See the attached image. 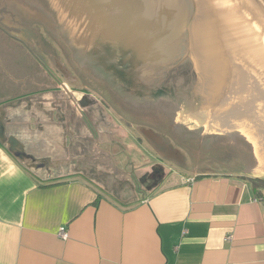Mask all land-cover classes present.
Wrapping results in <instances>:
<instances>
[{
    "label": "crops",
    "instance_id": "0c3cea01",
    "mask_svg": "<svg viewBox=\"0 0 264 264\" xmlns=\"http://www.w3.org/2000/svg\"><path fill=\"white\" fill-rule=\"evenodd\" d=\"M3 43L0 119L35 162L0 142V264H264V200L251 182L261 173L166 169L160 185L135 194L122 172L154 165L149 145L125 136L130 158L118 157L82 123L74 97L0 29Z\"/></svg>",
    "mask_w": 264,
    "mask_h": 264
},
{
    "label": "rangeland",
    "instance_id": "374dc122",
    "mask_svg": "<svg viewBox=\"0 0 264 264\" xmlns=\"http://www.w3.org/2000/svg\"><path fill=\"white\" fill-rule=\"evenodd\" d=\"M133 12L137 13L129 0H102L100 4L97 0H0V25L5 28V36L26 39L31 48L25 49L26 53L50 75L59 77L63 68L71 78L78 79L74 88L85 85L90 92L102 94L104 88L106 98L111 96L107 107L116 109L112 120L120 125L122 137L144 146L152 137L157 145L154 143L155 149L149 147L167 158L164 167L170 172L193 174L206 165V170L248 169L264 177V70L260 64L251 59L249 64L248 56L243 59L236 52L230 54L229 66L239 63L236 68L239 71L241 66L245 72L241 84L231 67L232 78L215 70L213 58L206 69L210 75L205 83L199 75L197 83H189L184 75L177 77L179 72L170 78L155 77L157 66L153 65L158 60L146 59L152 51L137 44ZM142 36L147 38L146 33ZM212 42L214 46L213 36ZM10 45L19 44L10 39ZM141 50L147 53L145 57H141ZM19 55L10 48L11 62L19 61ZM87 65L107 78L113 77L114 82L100 80L93 70H81ZM81 73L86 76L82 78ZM42 77H46L45 72ZM98 81L100 89L95 88ZM42 87L46 88L45 83ZM166 98L172 102L165 104L162 99ZM191 114L209 116L197 121ZM177 121L184 124L179 126ZM188 126L203 129L199 134ZM164 143L168 146L163 151Z\"/></svg>",
    "mask_w": 264,
    "mask_h": 264
},
{
    "label": "water",
    "instance_id": "95a60500",
    "mask_svg": "<svg viewBox=\"0 0 264 264\" xmlns=\"http://www.w3.org/2000/svg\"><path fill=\"white\" fill-rule=\"evenodd\" d=\"M138 13L143 32L149 38V47L154 55L148 60L157 59L155 77H171L183 72L189 83H197L196 75L205 83L209 77L206 71L212 65L213 42L209 13L205 0H129ZM259 20L264 25V0H247ZM142 51V50H141ZM32 52V51H31ZM141 57L146 54L142 51ZM151 54V53H150ZM168 78V79H169ZM0 142L20 161L35 162L13 136H6L0 119ZM163 166L154 164L152 171L158 170L162 176L147 187L157 186L164 178ZM156 174V173H154ZM145 178V175L144 177Z\"/></svg>",
    "mask_w": 264,
    "mask_h": 264
},
{
    "label": "bare ground",
    "instance_id": "6f19581e",
    "mask_svg": "<svg viewBox=\"0 0 264 264\" xmlns=\"http://www.w3.org/2000/svg\"><path fill=\"white\" fill-rule=\"evenodd\" d=\"M97 1L99 4L100 2H102V0H97ZM205 1L207 4L210 27L214 41L213 59L216 62V65H212V67H215V70H218V72H220L221 74L223 73L225 76L231 75L230 77L232 78L233 75H232V71L230 72L231 66H229L230 64L229 59H230V54L236 52L235 54L242 56L241 58L243 59L245 58V56L246 57L248 56L246 59L249 64L252 63V61L250 63V59H251L253 60V62L256 63V65L260 64L261 70H264V27L262 22L258 20L256 14L253 13V10H251V8L249 7V3L247 2V0H205ZM132 15L134 16V21H136V23L134 22V25L133 24L132 25L134 26L133 27L134 31L138 35L139 43L137 44H139V46L140 44L143 45V47L146 49L149 47V38L148 37L145 38V36H142V33L144 32L141 29V26L139 25V24L142 25L143 21L140 18H138V13L133 12ZM101 28H103L102 25ZM101 28L99 29V32L102 31ZM139 36H142L143 38H140ZM145 41H148V46L145 45ZM148 49L150 50V48ZM152 55H154V53H152ZM239 60L241 59L239 58ZM240 62L243 64V61ZM237 64L236 66L234 65L235 67L232 65L231 70H234L235 76L237 74L238 77L237 76L236 77L238 80H240L239 83L241 84L245 81L244 80L245 72L241 66L238 67L241 68V70L238 71V69L236 68L238 66ZM233 67L234 69H232ZM215 70L212 68V71ZM261 72L263 74V71ZM261 72L259 73L260 75H262ZM224 75H222V78L225 80L226 77ZM229 82L231 83L232 81L230 80ZM245 89L247 90L248 86H246ZM260 94H262V92Z\"/></svg>",
    "mask_w": 264,
    "mask_h": 264
},
{
    "label": "flooded vegetation",
    "instance_id": "af4514ba",
    "mask_svg": "<svg viewBox=\"0 0 264 264\" xmlns=\"http://www.w3.org/2000/svg\"><path fill=\"white\" fill-rule=\"evenodd\" d=\"M0 29L2 30L3 33L5 32V28L2 27L1 25H0ZM37 34H38V32H37ZM14 35H16V34H14ZM8 36L10 39L19 43L21 45V47H23L24 49H31L30 46L27 45L28 43L25 41L26 39L25 40H22V39L19 40L18 38L13 37L11 35H8ZM56 63H58V62L55 61V65H56ZM41 67H42V69H44L46 71V73L49 76H51L55 81H57L58 85L64 89V92H68L72 97H74V99L77 101V104L79 106H81V112H82V118H83L82 123L85 126L92 127L95 130H96V128L99 129L98 132H100V134L102 136H104V142H105L104 144L108 147L117 148L116 154L118 157H120L122 159L123 158L129 159L130 154L128 153V151L125 152L121 149L122 148V146H121L122 142L121 141H123V137H122L120 130L118 129V126H120V125H117L112 120V117L114 115L113 112L116 109H115V107L114 108L110 107V106L107 107V103H108L107 101H109L111 96H109V99L106 98L107 93L105 92V89L103 88V90H101V92H103V94H102L99 92L96 93L92 90L90 92V90H88V88L85 85L84 86L81 85L78 88H74L73 84L78 79L71 78L69 74H67L65 71H63V68H61V71H62V74L64 75V77L62 76V74L59 75V77H58L57 75H54V76L50 75L43 66H41ZM86 69H88V71L93 70L95 76H96V74L98 76L100 75L99 79L102 81L108 82L110 84H111V81H113V77L108 76V78H107L105 75L100 74L97 71V69H95V67H93V66L88 67V65H87V67L83 66L81 68V70H86ZM71 75L74 76L75 74L74 75L71 74ZM81 75H82V78H83V76H86V75H84V73H81ZM181 75L183 76V72L178 74L177 77H181ZM181 78H183V77H181ZM82 81L83 80H81V82ZM99 82L100 81H98L95 85V88H97V89H100L99 85L101 82L100 83ZM60 90L61 89L58 88L57 91H60ZM119 95H121V94H119ZM160 97H163V96H160ZM162 100L165 104L172 102L171 100H169L167 98L162 99ZM171 108L174 109L173 106ZM199 110H200V108H199ZM170 112L173 113V110H170ZM189 112H191V111H189ZM185 113H187V112L185 111ZM110 115H112V116H110ZM206 116H209V115L206 114L203 117V115L198 116L195 114H191V118H196L197 121H200L202 118H206ZM177 123L179 126L184 124V123H181L178 121H177ZM76 124L79 125L81 123H76ZM189 124L191 125V123H189ZM188 128L191 132L197 131V132H199V134H200L201 130L203 129V128L201 129V127H200V130L198 131L194 127L190 128V126H188ZM184 131H186L185 128H184ZM186 133H187V131H186ZM134 141H138V140H134ZM145 143H147L148 145L152 146L155 149L156 142L152 139V137H150V138L148 137V140H146ZM165 145L166 146L163 145V147H162L163 151L165 150V147L168 146L167 144H165ZM152 154H153V157L155 159V162H154L155 164H160L163 167H164V165H166V159L167 158L165 156H159V154L157 152H154L153 149H152ZM158 170H156L154 172L151 170V167L144 172L140 171V169H134V170L128 169V170H125V172H122L121 179L124 181V183H127L128 185H130L131 188H133L135 190V192H136L135 194L139 195V194L144 192L145 187H149V186L154 185L158 181V179L162 176L161 174H159L160 172H158ZM200 170H201V168H200ZM154 173H156V174H154ZM163 173L165 174L163 176L164 178H162L163 180L158 185H160L165 180V178L168 176V174L170 172L166 171V168L164 167L162 174ZM144 175H145V178H143ZM128 178H129V180H127ZM157 186H155V187H157Z\"/></svg>",
    "mask_w": 264,
    "mask_h": 264
},
{
    "label": "built area",
    "instance_id": "2783aa9c",
    "mask_svg": "<svg viewBox=\"0 0 264 264\" xmlns=\"http://www.w3.org/2000/svg\"><path fill=\"white\" fill-rule=\"evenodd\" d=\"M255 200H264V189H261L257 196L255 197ZM60 236L65 239L67 237V233L64 228L59 229Z\"/></svg>",
    "mask_w": 264,
    "mask_h": 264
},
{
    "label": "trees",
    "instance_id": "16d2710c",
    "mask_svg": "<svg viewBox=\"0 0 264 264\" xmlns=\"http://www.w3.org/2000/svg\"><path fill=\"white\" fill-rule=\"evenodd\" d=\"M251 182L253 184V186L256 188V189H264V179H260V178H253L251 179ZM259 193V192H258Z\"/></svg>",
    "mask_w": 264,
    "mask_h": 264
}]
</instances>
